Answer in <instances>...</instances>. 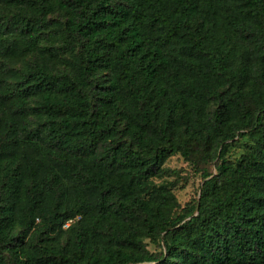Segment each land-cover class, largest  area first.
Instances as JSON below:
<instances>
[{"label":"trees","instance_id":"trees-1","mask_svg":"<svg viewBox=\"0 0 264 264\" xmlns=\"http://www.w3.org/2000/svg\"><path fill=\"white\" fill-rule=\"evenodd\" d=\"M0 1L64 54L0 65V264H264V0Z\"/></svg>","mask_w":264,"mask_h":264},{"label":"rangeland","instance_id":"rangeland-1","mask_svg":"<svg viewBox=\"0 0 264 264\" xmlns=\"http://www.w3.org/2000/svg\"><path fill=\"white\" fill-rule=\"evenodd\" d=\"M12 9L8 4L0 1V65L15 66L18 70H22L27 64L34 59H40L45 55L46 60H50L52 68L60 66L64 54L61 44V39L57 38L55 33L50 34L41 40H38L35 45L25 47L27 43L21 44V39L26 36L27 27L16 19L11 14ZM65 17V16H64ZM29 30V29H28ZM54 35V36H53ZM10 45V46H9ZM37 104L36 98L32 100L31 105ZM227 156L233 160H237L239 155L244 152L246 143L249 139L246 137L235 136L233 140H228ZM217 160V159H216ZM215 160V161H216ZM211 172L216 171V166L213 164L210 167ZM205 178L200 171L187 161L179 152L169 155L158 173L150 178V182L155 185L166 183L177 198L180 206L178 209L195 203L202 189V183ZM36 222H40L37 219ZM50 229L49 235L57 233L64 236L65 233ZM32 231V230H31ZM29 237V232L25 239ZM146 247L152 252L165 251V242L162 236L159 237V242H152L148 237H142ZM154 261L143 262L140 264L153 263ZM8 264V263H6Z\"/></svg>","mask_w":264,"mask_h":264}]
</instances>
